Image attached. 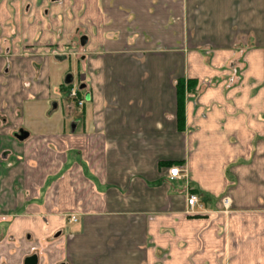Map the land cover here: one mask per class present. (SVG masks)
<instances>
[{
	"label": "crops",
	"instance_id": "crops-1",
	"mask_svg": "<svg viewBox=\"0 0 264 264\" xmlns=\"http://www.w3.org/2000/svg\"><path fill=\"white\" fill-rule=\"evenodd\" d=\"M27 258L264 264V0H0V264Z\"/></svg>",
	"mask_w": 264,
	"mask_h": 264
},
{
	"label": "built area",
	"instance_id": "built-area-1",
	"mask_svg": "<svg viewBox=\"0 0 264 264\" xmlns=\"http://www.w3.org/2000/svg\"><path fill=\"white\" fill-rule=\"evenodd\" d=\"M82 92V91H81ZM81 92H79L77 90L76 86H71L69 89V97L71 98V100L76 101V104L78 106H81L85 100V98L82 96H80ZM185 177V174L183 172V170H181L178 167H170L168 169V173H167V181L168 182H173L175 180H179ZM222 202V207L224 208V212L227 211V207L229 206V199L224 197L221 200ZM187 212L188 213H194V211H201L203 209V205L201 204V202L197 199V197L195 195H188L187 196ZM70 221L72 223H75L77 221V219H75L74 217L70 218Z\"/></svg>",
	"mask_w": 264,
	"mask_h": 264
},
{
	"label": "trees",
	"instance_id": "trees-1",
	"mask_svg": "<svg viewBox=\"0 0 264 264\" xmlns=\"http://www.w3.org/2000/svg\"><path fill=\"white\" fill-rule=\"evenodd\" d=\"M194 82L184 81L183 79H179L176 82V100H177V114L178 116H182L183 107H184V91L192 90L194 87ZM179 129H182L183 124H177ZM168 165H172V163H168Z\"/></svg>",
	"mask_w": 264,
	"mask_h": 264
},
{
	"label": "flooded vegetation",
	"instance_id": "flooded-vegetation-1",
	"mask_svg": "<svg viewBox=\"0 0 264 264\" xmlns=\"http://www.w3.org/2000/svg\"><path fill=\"white\" fill-rule=\"evenodd\" d=\"M53 1H57V0H53ZM83 85H84V83L82 82V80H80V77H77V81L72 80V82L69 84L70 87H71V86H76V87H77V90H78L79 92H81V91L83 90ZM19 135H20V133H19ZM28 259H29V258H27V259L24 261V264H31V263H29ZM31 259H32V258H31ZM33 259L35 260V258H33ZM35 262H36V260H35ZM34 264H35V263H34Z\"/></svg>",
	"mask_w": 264,
	"mask_h": 264
},
{
	"label": "water",
	"instance_id": "water-1",
	"mask_svg": "<svg viewBox=\"0 0 264 264\" xmlns=\"http://www.w3.org/2000/svg\"><path fill=\"white\" fill-rule=\"evenodd\" d=\"M81 44H84V39L81 40ZM25 136H26V133L23 132V131H20V135L18 136V139H19V140H22L23 138H25ZM28 261H29V263H31V264H34V263H35V260H34L33 258H32V259L29 258Z\"/></svg>",
	"mask_w": 264,
	"mask_h": 264
},
{
	"label": "rangeland",
	"instance_id": "rangeland-1",
	"mask_svg": "<svg viewBox=\"0 0 264 264\" xmlns=\"http://www.w3.org/2000/svg\"><path fill=\"white\" fill-rule=\"evenodd\" d=\"M82 51V50H81ZM78 59H79V57L78 56H76Z\"/></svg>",
	"mask_w": 264,
	"mask_h": 264
}]
</instances>
